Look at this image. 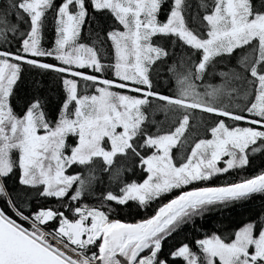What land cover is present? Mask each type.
Listing matches in <instances>:
<instances>
[{"label":"snow or ice","instance_id":"obj_1","mask_svg":"<svg viewBox=\"0 0 264 264\" xmlns=\"http://www.w3.org/2000/svg\"><path fill=\"white\" fill-rule=\"evenodd\" d=\"M257 195L264 0H0V264H264Z\"/></svg>","mask_w":264,"mask_h":264},{"label":"trees","instance_id":"obj_2","mask_svg":"<svg viewBox=\"0 0 264 264\" xmlns=\"http://www.w3.org/2000/svg\"><path fill=\"white\" fill-rule=\"evenodd\" d=\"M50 33L46 30L44 33V42L45 46H47V41L49 39ZM163 114H160L156 117L157 120H162ZM240 126H247L243 122L240 124ZM190 151V145H186L184 147H180L178 144V147L173 148L172 155L174 157L179 156L182 152ZM258 163V161H257ZM251 174V169L243 172H232L229 175H223L218 177L213 181V183H222L225 180H231V179H239L241 176H247ZM143 173L140 170H137L134 174L131 175L132 179H143ZM174 194H178V192H174ZM171 196H165L163 199H158L156 202L152 203L151 206L148 209V212L145 213L143 211L137 213H133V215L136 216L137 219H139L141 216H146L148 214L152 213V210L158 207L161 203L166 202L167 199H170ZM264 203V196H255L252 198L248 203L246 204H237L231 211L223 213V217H226L224 220L225 224L232 223V224H240L241 222H244L248 219L249 216L253 215L254 212L258 211L261 204ZM211 224L216 225L217 227L220 226V218L214 219L210 222ZM196 230L194 231L191 226H185L179 233L174 235L173 239L170 241H167L168 244L174 243L175 241L184 240L186 242H190L193 239L197 237V232H203L205 230H211L209 228V224L203 221H197L195 225ZM230 230V229H228ZM179 264V261H178Z\"/></svg>","mask_w":264,"mask_h":264}]
</instances>
